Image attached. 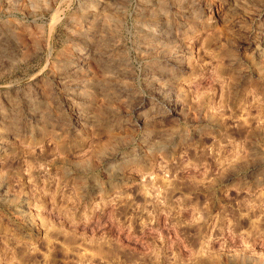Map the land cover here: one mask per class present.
<instances>
[{"label":"rangeland","instance_id":"1","mask_svg":"<svg viewBox=\"0 0 264 264\" xmlns=\"http://www.w3.org/2000/svg\"><path fill=\"white\" fill-rule=\"evenodd\" d=\"M263 40L264 0H0V264H264Z\"/></svg>","mask_w":264,"mask_h":264},{"label":"bare ground","instance_id":"2","mask_svg":"<svg viewBox=\"0 0 264 264\" xmlns=\"http://www.w3.org/2000/svg\"><path fill=\"white\" fill-rule=\"evenodd\" d=\"M92 15V14H91ZM264 41V40H263ZM95 54V53H94ZM90 55V54H89ZM117 58V57H116ZM115 58V59H116ZM75 60H77V59H75ZM120 61V60H119ZM79 62V61H78ZM82 63V62H81ZM70 67H73V65L72 66H70ZM77 67V66H76ZM165 77V76H164ZM73 86V85H72ZM79 86H82L81 84L79 85ZM71 87V86H70ZM76 87H77V85H76ZM85 88V87H84ZM83 88V89H84ZM80 89H82L81 87H80ZM86 90V89H85ZM142 103V102H141ZM148 107V106H147ZM146 107V108H147ZM145 108V107H144ZM151 108V107H150ZM149 108V109H150ZM50 112V111H49ZM156 112V111H155ZM166 112V111H165ZM178 112V111H177ZM151 113V112H150ZM148 114V113H147ZM46 115V114H45ZM48 115H50V113L48 114ZM176 115H177V113H176ZM174 116V115H173ZM164 117V116H163ZM175 117V116H174ZM168 118V117H167ZM166 118V119H167ZM43 119H44V117H43ZM46 119V118H45ZM47 119H49V118H47ZM46 119V120H47ZM165 119V120H166ZM49 120H51V119H49ZM153 121V120H152ZM163 121V120H162ZM171 141V140H170ZM259 230V229H258ZM228 253V252H227ZM15 257V256H14ZM17 258H19V260H20V262L21 263H26V262H28V261H34V260H36V256H33V257H30V256H24V254H23V252H20V253H17ZM36 262V261H35ZM258 262V261H257ZM48 263V262H47ZM53 263V262H52ZM260 263V262H259Z\"/></svg>","mask_w":264,"mask_h":264}]
</instances>
